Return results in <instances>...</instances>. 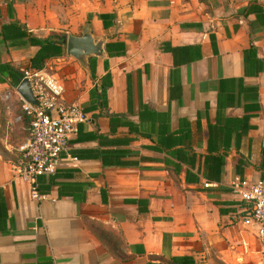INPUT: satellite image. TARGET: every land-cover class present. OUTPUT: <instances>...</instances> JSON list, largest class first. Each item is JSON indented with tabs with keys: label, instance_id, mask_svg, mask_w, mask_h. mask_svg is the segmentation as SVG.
Wrapping results in <instances>:
<instances>
[{
	"label": "crops",
	"instance_id": "0c3cea01",
	"mask_svg": "<svg viewBox=\"0 0 264 264\" xmlns=\"http://www.w3.org/2000/svg\"><path fill=\"white\" fill-rule=\"evenodd\" d=\"M20 1L0 0V27L47 36L34 0ZM99 14L94 78L67 54L47 61L73 83L67 101L89 107L91 89L105 100L37 177L40 199L18 174L21 151L8 156L28 123L15 130L0 107V264H264L238 216V187L264 177V0H131ZM35 50L0 40V61L28 71ZM13 86L0 80V93Z\"/></svg>",
	"mask_w": 264,
	"mask_h": 264
},
{
	"label": "built area",
	"instance_id": "2783aa9c",
	"mask_svg": "<svg viewBox=\"0 0 264 264\" xmlns=\"http://www.w3.org/2000/svg\"><path fill=\"white\" fill-rule=\"evenodd\" d=\"M23 78L28 80L34 102L19 95L20 114L16 120H27L28 135L20 146L23 163L18 174L29 183L31 197L40 199L37 177L54 174L62 160L69 157V139L77 133L80 124L88 121V114L81 104L65 99L64 83L45 69L25 71ZM238 193L239 221L253 228L257 238L264 241V177L242 184Z\"/></svg>",
	"mask_w": 264,
	"mask_h": 264
},
{
	"label": "rangeland",
	"instance_id": "374dc122",
	"mask_svg": "<svg viewBox=\"0 0 264 264\" xmlns=\"http://www.w3.org/2000/svg\"><path fill=\"white\" fill-rule=\"evenodd\" d=\"M24 0H21L22 4ZM131 0H34V22L35 24L46 25V28H42L39 32L43 35L52 32H58L65 34L68 33L73 35H81L82 28L86 22H92L96 15L101 11L106 9H121L130 4ZM52 30V31H51ZM66 43L64 45V55L66 54ZM71 63L74 64L75 69L80 72L82 76H86L84 69L79 65V63L71 56H68ZM46 62L44 68L49 74H55L57 69L55 68V63L47 64ZM68 68V72L64 73L63 79L76 80L75 76L72 77V70ZM25 71H23L24 73ZM69 76V77H68ZM72 82L65 83L66 91L70 90ZM72 89V88H71ZM11 94V95H10ZM10 95V96H9ZM18 95V96H17ZM19 94L16 92V85L11 87L8 91H2L0 93V107L1 114L7 116L6 111L11 110L13 112L12 122L10 125H14L15 130L22 129L21 127L17 128V123L20 121L16 120L18 114H20V100ZM13 107V108H12ZM5 110V115L4 111ZM26 132V130H24ZM25 132L23 136L25 137ZM22 135L19 133L18 136L21 138L17 139V146L15 148V154L8 155L10 158L16 160V153L19 150V147L26 141L22 138ZM24 141V142H23ZM19 158V154L17 159Z\"/></svg>",
	"mask_w": 264,
	"mask_h": 264
},
{
	"label": "trees",
	"instance_id": "16d2710c",
	"mask_svg": "<svg viewBox=\"0 0 264 264\" xmlns=\"http://www.w3.org/2000/svg\"><path fill=\"white\" fill-rule=\"evenodd\" d=\"M8 10L12 9V5H7ZM250 9H246L244 14L250 13ZM99 18H102V14H99ZM0 40L6 47H23V46H35V52L29 58V69L31 71H38L44 69L46 62L55 57H59L64 54V45L66 43L65 34L52 32L45 37L35 35L29 31L24 24L19 23L16 20H11L8 23H3L0 27ZM91 78H94L95 72V59L90 61ZM24 73L16 66L10 64V62L0 61V80L7 79L14 85H17L23 78ZM91 98H95L94 103L83 108L85 112L96 108V104L102 103L105 100V91L92 90L90 91ZM101 99V101H99ZM27 122V120H26ZM78 132V129H77ZM173 263H177L178 260L173 258L170 260ZM189 264V262L187 263Z\"/></svg>",
	"mask_w": 264,
	"mask_h": 264
},
{
	"label": "water",
	"instance_id": "95a60500",
	"mask_svg": "<svg viewBox=\"0 0 264 264\" xmlns=\"http://www.w3.org/2000/svg\"><path fill=\"white\" fill-rule=\"evenodd\" d=\"M102 39L95 40L90 23L86 22L81 35L68 33L66 36V54L73 57L79 65L90 73V57H102L104 55ZM17 93L25 100L34 102L27 78H22L16 87Z\"/></svg>",
	"mask_w": 264,
	"mask_h": 264
}]
</instances>
